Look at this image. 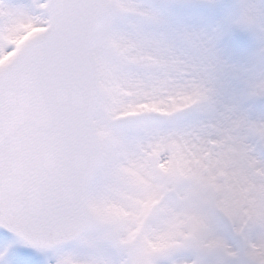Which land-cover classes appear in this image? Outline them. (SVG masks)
Masks as SVG:
<instances>
[{"label": "snow or ice", "instance_id": "snow-or-ice-1", "mask_svg": "<svg viewBox=\"0 0 264 264\" xmlns=\"http://www.w3.org/2000/svg\"><path fill=\"white\" fill-rule=\"evenodd\" d=\"M0 264H264V0H0Z\"/></svg>", "mask_w": 264, "mask_h": 264}]
</instances>
